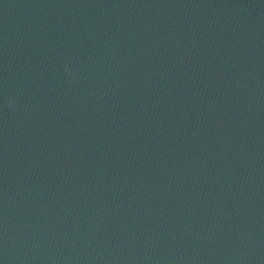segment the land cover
<instances>
[{"label":"water","instance_id":"1","mask_svg":"<svg viewBox=\"0 0 264 264\" xmlns=\"http://www.w3.org/2000/svg\"><path fill=\"white\" fill-rule=\"evenodd\" d=\"M0 264H264V0H0Z\"/></svg>","mask_w":264,"mask_h":264}]
</instances>
